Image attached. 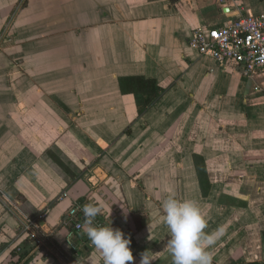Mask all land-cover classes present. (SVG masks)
Instances as JSON below:
<instances>
[{"label":"crops","instance_id":"crops-1","mask_svg":"<svg viewBox=\"0 0 264 264\" xmlns=\"http://www.w3.org/2000/svg\"><path fill=\"white\" fill-rule=\"evenodd\" d=\"M263 11L264 0H0V264H101L75 230L83 211L64 218L74 203L101 207L93 223L121 230L135 264L145 250L173 264L169 196L220 230L212 264H264V75L190 44L197 28ZM43 212V228L20 225Z\"/></svg>","mask_w":264,"mask_h":264},{"label":"clouds","instance_id":"clouds-1","mask_svg":"<svg viewBox=\"0 0 264 264\" xmlns=\"http://www.w3.org/2000/svg\"><path fill=\"white\" fill-rule=\"evenodd\" d=\"M163 223L167 226L170 239L167 248L173 264H212L213 257L209 249L219 238L220 230L211 233L204 230L207 221L201 207L194 200H178L169 196L162 203ZM85 221L83 232L102 256L103 264H135L131 241L124 233L111 226H95V218L102 213V208L94 204L83 206ZM149 250L140 253L139 264H153Z\"/></svg>","mask_w":264,"mask_h":264},{"label":"built area","instance_id":"built-area-1","mask_svg":"<svg viewBox=\"0 0 264 264\" xmlns=\"http://www.w3.org/2000/svg\"><path fill=\"white\" fill-rule=\"evenodd\" d=\"M224 2L217 0L218 4ZM190 44L198 50L200 56L210 58L220 68L237 67L246 77L264 75V11L256 15L240 14L220 28H197L192 33ZM66 196L64 192L60 195ZM82 211L83 206L74 203L64 218L76 217ZM45 215L43 212L38 220H25V223L23 219L20 225L37 227V221H43ZM94 225L100 226L99 222ZM80 226L82 224L77 223L75 230L80 231Z\"/></svg>","mask_w":264,"mask_h":264},{"label":"water","instance_id":"water-1","mask_svg":"<svg viewBox=\"0 0 264 264\" xmlns=\"http://www.w3.org/2000/svg\"><path fill=\"white\" fill-rule=\"evenodd\" d=\"M39 226L43 228L44 227V222L43 221H40L39 222Z\"/></svg>","mask_w":264,"mask_h":264},{"label":"trees","instance_id":"trees-1","mask_svg":"<svg viewBox=\"0 0 264 264\" xmlns=\"http://www.w3.org/2000/svg\"><path fill=\"white\" fill-rule=\"evenodd\" d=\"M127 81H129V80H127ZM148 85H150L149 83H147ZM155 89V88H154ZM248 264H259V263H256V262H250V263H248Z\"/></svg>","mask_w":264,"mask_h":264}]
</instances>
